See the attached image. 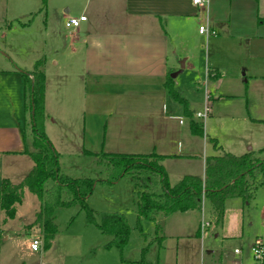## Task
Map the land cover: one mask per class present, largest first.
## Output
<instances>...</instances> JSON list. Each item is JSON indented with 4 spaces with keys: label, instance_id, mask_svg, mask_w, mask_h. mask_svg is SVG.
<instances>
[{
    "label": "rangeland",
    "instance_id": "rangeland-1",
    "mask_svg": "<svg viewBox=\"0 0 264 264\" xmlns=\"http://www.w3.org/2000/svg\"><path fill=\"white\" fill-rule=\"evenodd\" d=\"M233 1L222 0L221 13L215 16L228 20L232 10L235 23L239 26L242 18L235 13L238 4ZM263 6L260 14L264 19ZM21 20L9 19L0 23V57H11L17 64L33 70L34 58L48 51L53 39L48 36L41 16L36 21L33 19V27L30 26L31 15ZM213 21L216 22L214 14L203 13L201 20L187 26L177 40L178 54L182 56L181 61L187 58V65L174 79L178 97L170 93L167 95L170 118L153 129L151 136L155 141H151L150 136H137L140 130L135 126L118 129L116 125L113 128L110 125L123 120L124 113L129 114L124 105H118V99L125 102L139 98V92L112 96L101 91L95 97L94 105L96 110L103 112L102 119L95 123V137L98 136L96 151L149 153L152 152L151 144L156 143L157 152L180 154V157L165 161L170 182L174 184L184 174L203 176L206 157L224 153L243 155L249 148L264 147V78L253 77L257 74L253 68L264 65V55L251 53V48L259 41L264 44V25L256 20L251 34L262 38H256L252 46L249 40L241 39L239 32H243V28L233 25L225 33ZM200 26L208 28V33L200 34ZM212 30H215L213 35ZM179 68L182 66L179 65ZM208 69L220 77L212 79L206 86ZM50 78L53 87L49 93V105L54 111L53 117L62 124H71L68 134L75 138L82 128L80 120L88 122L89 118L88 101L84 95L86 86L76 77L69 78L64 85L54 77ZM217 84L220 87L216 89L214 85ZM199 113L203 117H198ZM192 121L203 124V135L191 134ZM61 131L58 126H52L50 131L59 153L61 169L78 178H104L105 161L101 157L84 155L81 138L69 144ZM90 132L88 130L87 134L92 136ZM122 132L125 135L122 136ZM30 195L36 197L32 193ZM137 202L138 191L128 177L111 186L98 184L88 199L89 207L96 213L120 212L126 217L132 233L123 253L106 248L109 238L88 221L86 211L79 205L56 211L58 233L49 251L44 248V233L36 221L41 209L39 200L33 207L30 202L26 203L27 213L35 208L37 214L21 226L12 224L11 228L4 227L2 220L7 219L0 210V264H38L43 253L47 264H56L61 260L65 264H103L106 259L112 262L109 258L114 260L121 255L131 260H143L142 264H261L252 247L254 244L264 247V188L257 191L249 205L244 204L241 198L229 199L223 223L219 225L211 217L207 198L201 210L168 215L161 224L159 234L164 240L155 235L156 224L152 222H144L143 232L139 231ZM97 220L99 222V217ZM37 235L42 247L34 252L31 242ZM6 237L9 239L5 240ZM235 249H240L241 254L236 255Z\"/></svg>",
    "mask_w": 264,
    "mask_h": 264
},
{
    "label": "crops",
    "instance_id": "crops-1",
    "mask_svg": "<svg viewBox=\"0 0 264 264\" xmlns=\"http://www.w3.org/2000/svg\"><path fill=\"white\" fill-rule=\"evenodd\" d=\"M221 1L211 0L207 7L199 8L192 3V0H45V3L44 0H0V23L9 19L22 21L21 19L31 15V26L33 19L36 21L41 16L48 36L53 39L49 50L34 58L33 70L17 64L11 57H0V186L6 179L14 184L21 183L34 167L32 158L26 153V150L33 151L34 148L26 109L24 72L30 73L37 69L45 73V132L54 147L50 131L52 126H58L62 130L61 135L69 144H72L74 139L81 138L83 154L100 159V153L96 151L98 136L95 137V123L103 112L96 110L94 105L95 97L99 96L101 91L112 96L125 92L126 94L139 92V98L125 102L118 99V105H124L123 108L129 114L124 113L123 120L111 122L110 125L112 128L116 125L118 129L135 126L140 130L137 136H150L151 141H155L151 136L153 129L170 118L166 79L169 76L172 78L171 75L175 73L179 75L187 65V58L181 61L182 56L178 54L177 43L182 32L187 30V26L198 23L201 15L207 12L210 16L214 14L215 26L218 25L225 33H228L233 25L243 28V32H239V35L241 39L249 40L252 46L256 38H262L251 34V30L254 29L256 20L260 25H264V22L259 20L262 17L260 11L264 0H236L238 6L235 8V13L242 18L239 26L237 22L235 23L236 18H233L232 10L229 12L228 20H224L223 16L216 18L215 14L221 13ZM80 16H86L87 21L81 23L78 28L65 27L67 20ZM45 48L47 49V45ZM263 48L264 44H260L259 41V44L251 48V53L264 55ZM179 65L182 68H179ZM253 69L257 71L253 77L264 78V65H258ZM210 70L208 69L206 74V86L210 85L212 79L220 77ZM29 76L32 77L30 74ZM51 76L52 79L54 77L55 80L60 81L61 85L68 83L69 78L76 77L86 86L84 95L88 101L87 118H89L88 122L80 120L82 128L75 138L68 134L71 124L63 123V125L62 121L58 122L59 119L53 117L54 111L49 105V93L53 87ZM214 87L217 89L220 86L217 84ZM88 130L92 131L90 132L92 136L87 134ZM122 133V136L125 135ZM262 148L264 147L249 148L247 152ZM150 149L152 152L149 153L125 154L155 152L167 156L162 162L164 167L168 158L180 157V154L169 155L157 152L156 143H152ZM167 174L169 177L168 171ZM36 198L31 197L30 192L25 190L23 202L17 206L15 218L2 220L4 227L11 228L12 224L21 226L34 217L33 215L36 216L35 208L34 210L32 208L31 213L25 210L27 202H30L32 207L38 202ZM165 219L166 217L161 221ZM7 239L9 237L5 238ZM32 239H40V237L37 235ZM54 244L55 238L47 251L51 250ZM43 255L38 264H47V257ZM109 259L112 262L106 259L103 264L113 262V264H141L139 260H131L122 255L114 260ZM56 264L65 263L61 260Z\"/></svg>",
    "mask_w": 264,
    "mask_h": 264
},
{
    "label": "trees",
    "instance_id": "trees-1",
    "mask_svg": "<svg viewBox=\"0 0 264 264\" xmlns=\"http://www.w3.org/2000/svg\"><path fill=\"white\" fill-rule=\"evenodd\" d=\"M259 20L264 22L262 17ZM36 65L38 68L39 63ZM24 73L26 109L34 148L33 151L26 150V153L32 158L34 167L19 184L7 179L3 181L0 186V210L7 220H12L16 216L17 206L23 202L25 190L35 195L41 208L36 221L43 230L46 250L51 247L58 233L56 211L76 205L85 210L88 221L109 238L107 249L122 251L128 246L132 228L124 214L109 211L96 213L88 205V199L98 184L111 186L125 177L131 178L138 191L137 228L143 232V223L152 222L156 224V236L162 229L161 219L176 212L201 210L206 198L210 201L212 219L218 225L222 224L229 199L241 198L244 204L249 205L257 191L264 188V148L241 156L231 153L209 156L206 158L204 177L188 174L174 184L170 182L162 164L167 156L155 152H101L100 157L106 163L104 178L98 180L71 176L61 169L59 153L45 132V73L37 69ZM173 83L174 80L169 76L166 88L170 94L178 97ZM191 131L201 136L204 126L192 121ZM160 238L164 240V237Z\"/></svg>",
    "mask_w": 264,
    "mask_h": 264
},
{
    "label": "built area",
    "instance_id": "built-area-1",
    "mask_svg": "<svg viewBox=\"0 0 264 264\" xmlns=\"http://www.w3.org/2000/svg\"><path fill=\"white\" fill-rule=\"evenodd\" d=\"M211 0H192V3L199 7V8H205L210 4ZM87 17L86 16H80V17H75V18H70L69 20L66 21L65 27L69 29L73 28H78L81 23L86 22ZM208 28L204 26L199 27V33L200 34H206L208 33ZM211 34H215V31L212 30ZM198 117H203L202 114H198ZM204 226H207V224H204ZM42 247V241L40 239H34L31 243V250L34 252L40 251ZM252 252L255 254L256 258L261 261V264H263L264 261V247L258 244H254L252 247ZM235 254H241L240 249H235L234 251Z\"/></svg>",
    "mask_w": 264,
    "mask_h": 264
},
{
    "label": "water",
    "instance_id": "water-1",
    "mask_svg": "<svg viewBox=\"0 0 264 264\" xmlns=\"http://www.w3.org/2000/svg\"><path fill=\"white\" fill-rule=\"evenodd\" d=\"M177 75H178V73H175V74H172L171 77H172V78H176Z\"/></svg>",
    "mask_w": 264,
    "mask_h": 264
}]
</instances>
